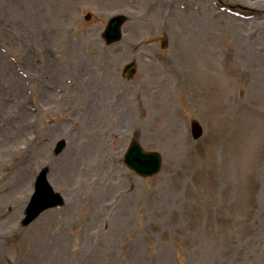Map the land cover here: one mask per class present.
Returning a JSON list of instances; mask_svg holds the SVG:
<instances>
[{
  "label": "rangeland",
  "instance_id": "1",
  "mask_svg": "<svg viewBox=\"0 0 264 264\" xmlns=\"http://www.w3.org/2000/svg\"><path fill=\"white\" fill-rule=\"evenodd\" d=\"M187 1L0 0V264H264V0H221L233 13ZM119 14L122 40L107 46L100 34ZM86 83L114 105L89 113L76 98ZM41 89L52 93L43 103ZM134 93L163 117L139 123ZM121 107L125 136L111 143L108 116ZM132 137L161 154L154 177L124 165ZM44 166L64 204L22 228Z\"/></svg>",
  "mask_w": 264,
  "mask_h": 264
},
{
  "label": "bare ground",
  "instance_id": "2",
  "mask_svg": "<svg viewBox=\"0 0 264 264\" xmlns=\"http://www.w3.org/2000/svg\"><path fill=\"white\" fill-rule=\"evenodd\" d=\"M30 1H33V0H30ZM151 1L152 0H144V2H146V3H149ZM200 15H203V13H200ZM144 22L146 24L148 22V20L146 19L145 16L144 17H141V18L135 17V19H133L132 25L135 28H138V27L140 28L141 25L144 24ZM120 56L121 55H117L116 56L117 61H119L120 59H122ZM106 71H108V69ZM51 72H52L53 78L58 76V74H57V76L55 75V72L53 70ZM95 73H96L95 70H93V69H90L89 70V83L92 82V79H93L92 76ZM36 82H37V80H36ZM7 85L8 84L4 81L3 76L0 75V92L2 93V95L4 94V92H5V89L4 88ZM66 88H68V87L66 86ZM88 89H89V86L87 85V83H86L85 86L84 85H81V88H78L79 93L76 94V98L77 99H80L81 102H85L88 105V107L86 109H89V113H91V112L92 113H95V112L96 113H99V110L100 109H105L108 106L114 105V102H112V100H110L109 102H106V101H104L102 99V97H104V96L102 94H98V88L93 91V94L90 93V92H89V94H87ZM51 94L52 93H47L46 91H44V89H41L37 93L38 100L41 101V103H43L44 100H45V98L47 96H51ZM15 97L19 101L22 100V99H24L23 98V94H22V92H21L20 89L16 92ZM117 100L120 101L119 98H117ZM131 101L135 104V105L133 104V108H134V114L133 115H134V117L136 118V120L139 123L144 122L146 118L160 119V118L163 117V115L160 112L159 113H156V112H153V111H149L148 113H145L144 110H143V108H142V99L139 97L138 94L134 93L131 97L126 98V102H130L131 103ZM100 111H102V110H100ZM113 112H116V113L115 114H112L111 113L108 116L109 117V121H110V125L113 126V127H110L109 128L107 137H108V139H110L112 141L111 143H118V142H115V141L121 140L125 136V134L122 131H120V128L118 127V124L115 125V122L117 120L121 121L123 119H126V116H128L127 115L128 112H127V110L125 108H122V107L120 109H118V110L113 111ZM0 113H1V110H0ZM13 113L14 112H11V114H13ZM25 113H26L25 114V118L30 119V115L26 111H25ZM94 121H95V119L93 120V122ZM67 136H69L70 139H72L74 137V135L73 134L71 135L70 133H67ZM89 139H90V141H89V144H90L91 142L94 141V134H90ZM26 142H27V139H26ZM15 145L16 144H13L12 146H15ZM12 146H10V147H12ZM14 148H16V147H14ZM16 153L18 154L19 153V150H17ZM21 169H22V171L20 170V173L21 174L23 172L25 173V174H22V180L24 182L25 179H24L23 176L27 174L28 166L25 165V164H22L21 165ZM63 171H65V172L63 173ZM70 171H71L70 168L69 169L68 168H64V169L61 170V175H63V174L64 175H67V174L70 173ZM58 177H59V174H58ZM54 178H56V180H57V177L54 176ZM22 185H21V187H22ZM20 191H21V189H17V190L14 191V193L15 194H19ZM2 224H3V226H6V225L9 226L8 225V222L6 220Z\"/></svg>",
  "mask_w": 264,
  "mask_h": 264
},
{
  "label": "water",
  "instance_id": "3",
  "mask_svg": "<svg viewBox=\"0 0 264 264\" xmlns=\"http://www.w3.org/2000/svg\"><path fill=\"white\" fill-rule=\"evenodd\" d=\"M123 21H124L123 17H115L109 21L107 25V29L104 34V37L107 39L108 42H112L114 40L119 39L120 37L119 28L123 23ZM130 72L131 71L129 70L127 73ZM199 135L200 132H197L195 134V137ZM57 151H59V148ZM131 159L134 160V164L131 163L134 170H136L138 173L142 175H147V176L152 175L159 170L160 167L159 156L154 153L144 152L136 142L131 143L130 150L128 152V155L126 156V162L129 164V161ZM45 205L47 206L49 204H44L43 206Z\"/></svg>",
  "mask_w": 264,
  "mask_h": 264
}]
</instances>
